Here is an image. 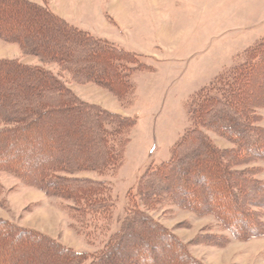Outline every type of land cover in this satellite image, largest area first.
<instances>
[{
	"label": "trees",
	"instance_id": "1",
	"mask_svg": "<svg viewBox=\"0 0 264 264\" xmlns=\"http://www.w3.org/2000/svg\"><path fill=\"white\" fill-rule=\"evenodd\" d=\"M0 40L39 62L0 59V171L72 202L76 213L107 212L106 184L76 174L120 166L136 120L80 99L46 65L72 82L104 88L122 103L129 98L128 105L135 97L129 76L151 66L63 19L46 0H0ZM184 103L190 126L170 158L136 180L131 205L102 248L76 251L0 219V256H6L0 264H202L147 213L164 203L213 216L235 240L264 236V182L255 176L261 169L247 167L264 162L257 112L264 108V40ZM207 131L232 146L219 147ZM227 239L200 234L193 241L221 246Z\"/></svg>",
	"mask_w": 264,
	"mask_h": 264
},
{
	"label": "rangeland",
	"instance_id": "2",
	"mask_svg": "<svg viewBox=\"0 0 264 264\" xmlns=\"http://www.w3.org/2000/svg\"><path fill=\"white\" fill-rule=\"evenodd\" d=\"M41 3L42 0H32ZM68 22L136 53L151 66L135 70L128 80L135 97L128 105L93 83L72 82L54 65L80 99L136 120L122 163L102 173L82 172L79 177L102 180L110 201L107 212L76 213L72 202L48 196L0 171V219L54 238L65 247L92 252L104 246L118 230L128 208L136 180L147 168L170 158L172 145L190 126L185 103L194 92L211 85L241 62L246 48L264 40V0H46ZM39 64L22 55L16 44L0 40V59ZM259 125L264 127V108ZM219 147L232 145L207 131ZM255 175L264 182V162ZM202 264H264V236L235 240L211 215L196 216L169 204L148 210ZM83 215V216H82ZM264 220V217H262ZM225 235L221 246L194 242L199 235ZM10 250V251H9ZM7 256L13 254L12 249ZM6 256H0L4 258Z\"/></svg>",
	"mask_w": 264,
	"mask_h": 264
},
{
	"label": "crops",
	"instance_id": "3",
	"mask_svg": "<svg viewBox=\"0 0 264 264\" xmlns=\"http://www.w3.org/2000/svg\"><path fill=\"white\" fill-rule=\"evenodd\" d=\"M30 1H32V0H30ZM33 2H36V1H33ZM36 3H38V2H36ZM55 12V11H54ZM55 13H57V11L55 12ZM60 17H62L63 19H64V17L62 16V15H60L59 13H57ZM94 35V34H93ZM96 36V35H95ZM99 37V36H98ZM102 38H104V37H102ZM107 39V38H106ZM109 40V39H108ZM113 42V41H112ZM115 43V42H114ZM115 44H117V43H115ZM84 100V99H83ZM84 101H87V100H84ZM87 102H89V101H87ZM90 103H94V102H90ZM115 112V111H114Z\"/></svg>",
	"mask_w": 264,
	"mask_h": 264
}]
</instances>
